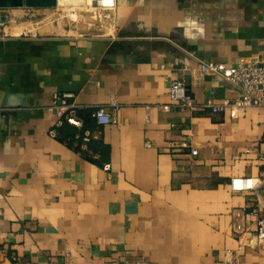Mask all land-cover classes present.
Listing matches in <instances>:
<instances>
[{"label": "crops", "instance_id": "1", "mask_svg": "<svg viewBox=\"0 0 264 264\" xmlns=\"http://www.w3.org/2000/svg\"><path fill=\"white\" fill-rule=\"evenodd\" d=\"M111 4L100 34L51 24L34 36L10 27L4 10L0 264H223L224 249L264 217V108L212 111L205 104L234 100L239 88L200 65L260 55L264 0ZM176 79L195 108L171 98ZM56 92L82 105L98 157L77 149L74 125L72 142L65 123L50 134ZM99 105L111 123L97 122ZM234 176L258 188L234 191ZM238 264H264V244L246 245Z\"/></svg>", "mask_w": 264, "mask_h": 264}, {"label": "built area", "instance_id": "2", "mask_svg": "<svg viewBox=\"0 0 264 264\" xmlns=\"http://www.w3.org/2000/svg\"><path fill=\"white\" fill-rule=\"evenodd\" d=\"M4 10H6V8H0V16L5 15ZM6 21L0 19V28L4 27L7 23ZM33 35L35 36L36 33H33ZM200 66L204 72L220 75L226 81L237 85L239 88V96L234 100L225 99L218 104L212 102L205 104L206 106H212V111L216 112L227 109L230 111L231 115L235 116L236 111L239 108H264V49L258 57L237 64L229 65L223 61H202ZM169 93L171 98L176 101L180 107H196L194 99L187 92L186 85L182 80H174L170 86ZM73 95L74 94L70 92H56L53 94L51 107L57 115V121L55 126L52 127L49 132L53 137H57V127L64 123H69L80 128L82 130L81 133L76 134V138L80 141L79 151L93 157H98V153L94 152L89 144L93 137V133L90 129L84 127L83 120L77 115L78 110L82 108V105L72 100ZM93 116L96 118L97 122L102 125L111 123L114 120L113 115L104 105L96 106L93 111ZM182 146H189L192 154L197 153V149L191 147V145L186 142H183ZM103 167L104 169H109L110 164L105 163ZM257 181L258 179L253 177L234 176L230 180V186L234 191L252 190L258 188ZM254 239L258 244H264L263 216L259 217L257 220V227L254 236L239 241L236 248L224 249V259L222 263L238 264L239 258L246 245L252 244ZM2 251L6 252V249L3 248ZM13 258L16 259L15 256H13ZM126 264L131 263L127 262Z\"/></svg>", "mask_w": 264, "mask_h": 264}, {"label": "rangeland", "instance_id": "3", "mask_svg": "<svg viewBox=\"0 0 264 264\" xmlns=\"http://www.w3.org/2000/svg\"><path fill=\"white\" fill-rule=\"evenodd\" d=\"M112 0H59L53 8L11 11V26L28 33L44 31L49 25L73 28L76 32L104 33L109 25L108 8ZM7 9V8H6ZM31 9V8H29ZM8 25L7 23L4 27ZM9 27V28H10ZM3 28V27H2Z\"/></svg>", "mask_w": 264, "mask_h": 264}, {"label": "water", "instance_id": "4", "mask_svg": "<svg viewBox=\"0 0 264 264\" xmlns=\"http://www.w3.org/2000/svg\"><path fill=\"white\" fill-rule=\"evenodd\" d=\"M59 0H0V8H53ZM0 19L6 21V16L1 15Z\"/></svg>", "mask_w": 264, "mask_h": 264}, {"label": "trees", "instance_id": "5", "mask_svg": "<svg viewBox=\"0 0 264 264\" xmlns=\"http://www.w3.org/2000/svg\"><path fill=\"white\" fill-rule=\"evenodd\" d=\"M64 126H65L64 127L65 130H64V128L63 129L61 128L62 131L60 133L63 135L64 138L68 139L69 142H72L74 140V136H75L77 131L74 128V126L69 124V123H65ZM77 149L79 150L80 148L77 147Z\"/></svg>", "mask_w": 264, "mask_h": 264}]
</instances>
